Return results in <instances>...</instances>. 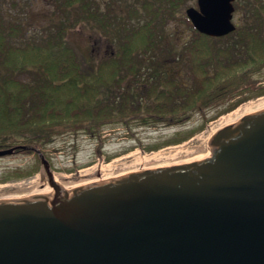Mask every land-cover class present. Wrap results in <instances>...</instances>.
<instances>
[{
  "label": "trees",
  "instance_id": "1",
  "mask_svg": "<svg viewBox=\"0 0 264 264\" xmlns=\"http://www.w3.org/2000/svg\"><path fill=\"white\" fill-rule=\"evenodd\" d=\"M46 1L58 21L31 29L29 0H0V149L37 154L58 133L178 125L239 93L264 95V0L222 37L198 32L184 0ZM181 19L192 35L173 40L168 22ZM77 25L100 52L82 53ZM182 61L190 82L167 70Z\"/></svg>",
  "mask_w": 264,
  "mask_h": 264
},
{
  "label": "water",
  "instance_id": "2",
  "mask_svg": "<svg viewBox=\"0 0 264 264\" xmlns=\"http://www.w3.org/2000/svg\"><path fill=\"white\" fill-rule=\"evenodd\" d=\"M233 0L185 13L210 37ZM26 149H0V157ZM206 157L0 199V264H264V108L218 130Z\"/></svg>",
  "mask_w": 264,
  "mask_h": 264
},
{
  "label": "rangeland",
  "instance_id": "3",
  "mask_svg": "<svg viewBox=\"0 0 264 264\" xmlns=\"http://www.w3.org/2000/svg\"><path fill=\"white\" fill-rule=\"evenodd\" d=\"M29 1L27 16L31 29L43 28L58 21V17L53 14L54 8L46 0ZM193 3L182 2V10L186 11ZM244 17L246 15L240 9L234 21L242 25ZM89 29V25H77L69 29L70 37L86 56H89L90 49L95 54L103 49L100 46L98 48L97 38ZM167 31L173 40L174 37L187 39L192 35L184 19L170 20ZM185 65L184 61L169 64L167 70L189 81ZM258 76L263 79L261 86L264 85V71ZM251 95L250 98L246 93H239L229 101L213 104L202 112L192 114L187 122L178 125L147 127L132 121L129 129L117 124L108 127L100 135H90L81 129L58 133L37 150L48 159L54 180L64 188L128 174L143 166L172 165L207 155L211 137L226 126L223 117L239 107L264 100V95ZM237 103L235 109L227 112L230 106ZM142 157L149 160L141 161ZM48 184L38 154L19 152L0 157V199L28 196Z\"/></svg>",
  "mask_w": 264,
  "mask_h": 264
},
{
  "label": "bare ground",
  "instance_id": "4",
  "mask_svg": "<svg viewBox=\"0 0 264 264\" xmlns=\"http://www.w3.org/2000/svg\"><path fill=\"white\" fill-rule=\"evenodd\" d=\"M262 108H264V100L262 102H258V104L250 103V104H248L245 107H239V108L235 109L233 112L229 113L228 115H226L225 117L222 118L223 121H225L224 125H228V124H231V123L233 124V123L237 122L238 120L242 119V117H244V116H246V115H248V114H250V113H252V112H254L256 110L262 109ZM201 156L206 157L207 155H201ZM201 156H198V157H195V158L189 159V160H183V161H180V162H176L174 164L193 161V160H196V159L200 158ZM139 160L140 159H138V161ZM142 160L147 161L149 159L145 158V157H142L141 161ZM165 166H168V165H165ZM150 167L151 168H156V167H163V166H148V167L143 166V167H140L139 170L147 169V168H150ZM110 178H112V177H110ZM102 179H108V178H102ZM97 181H100V180H97ZM89 182H93V181H89ZM83 184H80V185H83ZM52 188H53L52 185L48 184L43 189L38 190L37 192L32 193L31 195L44 193V192L50 191Z\"/></svg>",
  "mask_w": 264,
  "mask_h": 264
},
{
  "label": "flooded vegetation",
  "instance_id": "5",
  "mask_svg": "<svg viewBox=\"0 0 264 264\" xmlns=\"http://www.w3.org/2000/svg\"><path fill=\"white\" fill-rule=\"evenodd\" d=\"M185 2L188 3V1H194L195 4H191L190 6H196V8L198 9V3L197 0H184ZM232 5H233V18H232V22L233 24L237 27H239L241 24H237L234 21V16L236 14V12H239V10L241 9V11L244 13V15L248 14L249 12H254V11H258L263 7V0H233L232 1ZM189 6V5H188ZM189 6V7H190ZM188 8V7H187ZM245 21V17L244 20L242 21V24ZM16 153V152H15Z\"/></svg>",
  "mask_w": 264,
  "mask_h": 264
}]
</instances>
